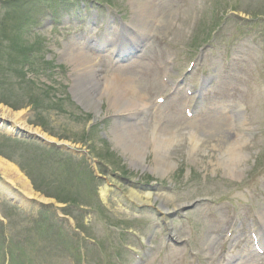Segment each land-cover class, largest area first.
<instances>
[{
  "label": "rangeland",
  "instance_id": "1",
  "mask_svg": "<svg viewBox=\"0 0 264 264\" xmlns=\"http://www.w3.org/2000/svg\"><path fill=\"white\" fill-rule=\"evenodd\" d=\"M37 1L0 0V41L8 35L16 41L19 40L21 46L29 47L31 53L23 56L25 62L22 69L19 68V79L16 78L17 71L14 67L11 73L2 69L0 106L12 112H20L23 119L26 118L28 126L54 142L66 143L73 149L87 151V154L86 157L72 159L80 175L79 181L72 182V189L77 195L68 194L69 185L65 183V179L70 178L71 174L64 173L53 164L61 157L59 153H53L36 142L8 139L0 133V159L20 172L36 197L27 199L22 191V184L15 179L13 182L9 176L5 177L0 172V185L3 184L0 190H4L7 182L11 184L15 189L12 190L16 201L25 208L20 210L18 208L21 207H8L0 200V216L6 217V232L12 243L9 251L15 252L17 259L28 254L26 258L30 264H61L56 258L58 249H54L56 245L50 239L52 234L57 237L59 233L42 220L45 214V219L54 220L53 213L58 210L70 217L82 231L83 247L80 248L78 264H97V259L102 258L96 244L91 243L93 240L99 243L103 249L101 253L105 254L100 264H112L113 261L116 263V259L110 258L112 249L119 252L121 250L115 234L108 230L103 234L98 228L101 223L96 221L92 224L86 222V219L81 220L68 209L71 199L75 203L81 202V191L91 189L93 197V192L103 185L96 181V174H104L103 171L114 172L132 181L137 179L150 184L158 183L173 189L172 195H155L157 201H161L168 208L198 198L208 199L187 212L183 218L184 239L191 241L192 246L200 249V252L189 254L186 253L187 247H183L181 254L165 253L155 258V254H152L143 264H197L195 257L200 258L208 251L206 249L210 239L206 238L205 233L207 230L210 232L212 226L217 229L220 224H228L235 217L246 224L249 219L254 221L255 216L262 215L264 0H140L141 3L147 1L159 6V22L150 29L152 36L150 34L151 39L146 45L147 47L150 44V47H145V51L138 55L144 60L142 64L137 70L127 72L116 67L113 61L106 64L102 60V54L97 56L102 73L107 79H111L110 76L113 75L115 79L128 82L145 101L142 111L136 108V112H141L142 115L136 122L135 129L145 131L147 136L145 150H139L140 154L137 151L139 147L133 141L116 144L112 139L114 136L111 132L117 129L115 124L125 126L123 122H127L126 118L131 112L116 113L110 103H105L107 94L103 91L96 102L89 103L85 99L75 98L70 76H77L78 73L73 72L71 66L62 61L61 55L65 49L63 44H68L72 39L77 40L79 33L86 28L85 20L74 16L72 11H67L66 14L73 21H67L66 25L61 24L56 28H43V23L48 21L49 9L43 10V5L40 7V2ZM100 1L111 3V7L107 4L100 5L106 12L119 15L127 24L138 22L141 27L142 22L136 21L131 15L132 5L129 0ZM52 11L57 19H61L60 7L54 5ZM28 17L35 20L34 23L38 20L39 27L34 28L33 23L27 27V34L25 29L21 30L19 27L27 22ZM64 38H68V41ZM45 47L50 52H46ZM191 62L194 65L188 72ZM50 68L48 77L38 73ZM201 72L205 78H213L212 104H215L217 112L207 111L201 117L188 120L181 111L175 110L174 99L169 94L172 89L170 84L185 79L194 89L200 81ZM237 79L241 81V86L236 84ZM32 80L35 88L31 84ZM85 85L84 82L83 89H87ZM88 88L91 89L89 85ZM101 90L100 86L99 92L89 94L99 97ZM166 95L164 103L155 102L156 98ZM235 100L243 104L245 112L240 122L245 123L242 130H248L246 136H242L245 144L238 162L236 158L225 156L224 150L234 144L238 135L231 121L220 119L222 109H219L222 107L224 110L227 101L234 103ZM97 110L100 112L99 117L93 119ZM92 119L95 121L92 122ZM158 132H164L170 137L167 149L164 151L162 148L158 152H164L162 163L159 156L152 155V143ZM129 144L136 154L145 158L138 161L132 157L131 149L127 150L130 148ZM44 150L51 163L41 158ZM143 162L152 170L155 165L161 164L165 173L143 171ZM7 191L8 194H13L11 189ZM108 199L111 203L109 214L113 215V222L127 228L134 227L135 230V226L142 225L140 220L132 217L127 219L117 209L112 198ZM93 202L95 203V199L78 205L82 208H95ZM36 215H39L41 221L39 233L35 228L36 223L34 224ZM83 223L85 225H81ZM139 233L144 234L145 231ZM192 240L196 242L193 244ZM119 258L125 264H133L131 255L125 254ZM201 261L199 259V263Z\"/></svg>",
  "mask_w": 264,
  "mask_h": 264
},
{
  "label": "bare ground",
  "instance_id": "2",
  "mask_svg": "<svg viewBox=\"0 0 264 264\" xmlns=\"http://www.w3.org/2000/svg\"><path fill=\"white\" fill-rule=\"evenodd\" d=\"M158 2L157 0H155ZM129 3L132 5L131 7V15L135 18L136 21H139L141 27L136 22V26L142 29V33L139 35V41L144 39L145 36L150 34V29L153 28L156 24H158L159 20V13H158V5L156 3L150 4L149 2H140V0H129ZM152 26V27H151ZM138 41H135V47H138ZM61 59L63 62L71 66L73 72L78 73L76 79H74V84L72 88L74 93H76V99H85L86 102L91 103L96 102L102 96V91L107 94L106 104L110 103V106L115 110L116 113H125V112H134L136 108L139 111L144 109V103L142 96L135 92L134 88L126 81L111 78L107 79L103 76L99 69L98 65L94 62L91 54L84 51L81 47H74L72 45H68L62 52ZM84 82L86 83L87 89L84 88ZM88 85L91 89L88 88ZM101 86L102 90L100 92L99 97L91 95L89 93H97L99 92V87ZM137 106V107H136ZM0 118L10 120L13 125H17L25 130H28L30 133L39 134L46 138L43 134H41L38 130L33 129L31 127H27L24 123L23 117L20 112H12L7 108L0 106ZM137 124L134 125H125L120 126L117 124V132L113 131V141L116 144H121L122 141L133 143L139 147L137 149L138 153L140 154L139 150H145V142H147V136L145 131L141 132L135 129ZM128 128V129H126ZM121 130V131H119ZM143 133H145V140H143ZM195 137L194 134L191 135ZM191 138V137H190ZM170 137L166 136L161 132H158L155 136V139L152 143L153 151L152 155L154 154L155 157L159 156L160 163L163 162L164 152H160L163 154L158 153L162 148L167 149ZM144 142V143H143ZM233 142V141H232ZM170 143V142H169ZM143 144V145H142ZM142 145V147H141ZM127 150L131 149V145L129 144ZM130 154L132 157H135L138 161H141V158L144 159L143 156L135 153V150H132ZM225 156L228 158H233L237 162L241 158V144L235 140L234 144H230L228 148L224 150ZM143 161V160H142ZM156 164V163H155ZM158 166V167H157ZM155 165V168L152 170L149 166V170L156 174L165 173L164 167L161 164ZM0 172L3 176H9L10 179L14 182V179L22 184V191L27 198H36L32 194V190L27 184V181L23 176L13 167L11 164L3 161L0 159ZM8 177V178H9ZM18 179V180H17ZM39 199V198H38ZM130 199L134 203H140L135 195H131ZM42 201H46V199L41 198ZM262 224L264 225V216L261 218ZM211 251V250H210Z\"/></svg>",
  "mask_w": 264,
  "mask_h": 264
}]
</instances>
